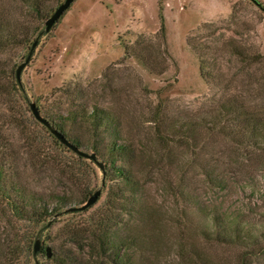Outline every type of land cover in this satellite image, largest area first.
I'll return each instance as SVG.
<instances>
[{
  "label": "rangeland",
  "instance_id": "rangeland-1",
  "mask_svg": "<svg viewBox=\"0 0 264 264\" xmlns=\"http://www.w3.org/2000/svg\"><path fill=\"white\" fill-rule=\"evenodd\" d=\"M40 1L34 13L21 0H0L2 32L13 36L0 47V264H110L95 250L106 233L131 244V264H195V252L237 264L243 250L253 253L249 264H264V252L202 233L212 209L242 233L263 231L264 151L237 143L231 122L223 134L206 123L225 97L264 121V12L252 0H73L44 32L62 0ZM36 37L17 82L14 70ZM29 102L96 154L102 183L96 164L60 143ZM92 106L111 113L128 156L110 153L112 134L95 137L80 121ZM116 164L137 179L134 195H116ZM207 168L223 177L220 187L205 178ZM97 188L94 204L63 211ZM23 197L66 205L39 217Z\"/></svg>",
  "mask_w": 264,
  "mask_h": 264
},
{
  "label": "trees",
  "instance_id": "trees-1",
  "mask_svg": "<svg viewBox=\"0 0 264 264\" xmlns=\"http://www.w3.org/2000/svg\"><path fill=\"white\" fill-rule=\"evenodd\" d=\"M24 2L34 13H38L40 11V0H21ZM258 8H260L264 12V6L261 4L259 0H252ZM161 20V15L159 16ZM3 23V21H2ZM1 23V24H2ZM0 24V47L10 43L12 41V34L9 32L3 33L2 26ZM160 31L163 30V26L160 23ZM239 52H235L238 54ZM213 114L210 117L208 123H206L207 130H216L219 133H227L225 132V128L228 123H233L235 129L233 130V134L237 136V143L254 146L256 149L264 151V135L259 131V129L263 126L264 121L260 118V116L256 115L254 112H249L245 109V106L234 99H230L228 97L220 99L219 103L215 106ZM211 112V113H212ZM210 113V114H211ZM45 118V117H44ZM66 118L70 121H77L76 114H68ZM78 118H81V122H86L88 124L89 130L93 133L95 137H103V133L112 134L110 140V153H113L115 156L123 158L128 156L130 149L128 145L120 140L118 131L116 130L115 119L112 117L111 113H109L104 108H100L98 106H92L90 111L85 115L81 114ZM50 125L59 130L65 136V130L63 128V124L61 121L54 122L51 119L45 118ZM222 122V125H220ZM224 124V125H223ZM195 127H191L190 131L193 133ZM231 134V133H230ZM66 137V136H65ZM3 139L0 138V147L5 145V142H1ZM76 146L77 141H71ZM113 163V161H111ZM113 174L116 178V195L118 198L127 197L128 195H134L135 192L138 191L139 185L138 181L131 172L130 169L126 168L123 165H112L111 167ZM263 175L262 178L264 180V159L261 162V168ZM103 175L102 181L104 179L106 168L103 164ZM203 174L206 179H208L209 183L212 186H221L223 181V177L219 175V172H216L214 168H207L203 170ZM18 197L20 194L18 193ZM23 206H28L31 208L32 213L38 212L37 215L39 217H44L46 215H58V210L61 207L66 205L65 199L60 198L58 203L53 207L47 208V205L44 201L40 202L39 200H34L33 203L30 202V198L20 199ZM264 201V194H263ZM71 207V206H68ZM66 207V208H68ZM64 208L63 211L66 209ZM209 218V226H206L203 229V234L209 240H215L219 243H227L234 244L244 248L254 247L258 252H264V226L263 231L259 236H255L250 232L247 233L241 232L239 228V223L237 221H231L228 216L224 212H219L216 209L210 210L208 214ZM129 243H126L125 240L118 238L117 240L110 239L108 234H102V237L98 239L95 250L100 255H105L110 264H131L129 258L124 253V248ZM260 247V248H258ZM253 254L249 251H242L237 260V264H249L247 260V255ZM195 259L199 261L194 262L195 264H216L208 257H200L197 252L194 253Z\"/></svg>",
  "mask_w": 264,
  "mask_h": 264
},
{
  "label": "water",
  "instance_id": "water-1",
  "mask_svg": "<svg viewBox=\"0 0 264 264\" xmlns=\"http://www.w3.org/2000/svg\"><path fill=\"white\" fill-rule=\"evenodd\" d=\"M72 1L73 0H62V2H60L54 8V10L44 20V27H43L44 32H46L50 29V27L58 20V18L68 8V6L70 5V3ZM36 43H37V37L32 40L24 61L19 63L14 70V75H15V79L17 82L19 81V72L22 69V67L24 66V64L27 62V60L30 56L31 50L36 45ZM28 106H29V109H30L32 116L37 121L42 123L46 128H48L49 132L60 143H62L67 148H69L76 155L83 157V158H86V159L92 161L93 163H95L96 166L99 168L101 175H103V172H104L103 171V162L97 159L96 154L94 152H85V151L81 150L78 146H76L74 143L70 142L59 130H57L52 125H50L49 122L43 116L40 115L38 108L35 106V104L33 102H29ZM101 183H102V180H101ZM99 195H100V188H97L91 194L88 195V197L85 199V201L82 204H80L78 206L68 207L64 211L65 212H71V211H77V210L85 209V208L91 206L92 204H94L97 201ZM39 246H40L39 239H35L33 242L32 252L35 253L36 251H38ZM44 252H45L46 257L50 256V249L48 246L44 247Z\"/></svg>",
  "mask_w": 264,
  "mask_h": 264
}]
</instances>
